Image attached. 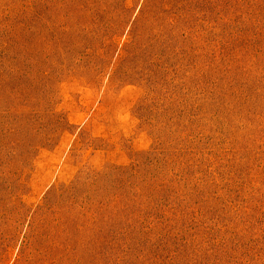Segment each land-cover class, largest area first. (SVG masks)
<instances>
[{"label":"rangeland","instance_id":"374dc122","mask_svg":"<svg viewBox=\"0 0 264 264\" xmlns=\"http://www.w3.org/2000/svg\"><path fill=\"white\" fill-rule=\"evenodd\" d=\"M0 264H264V0H0Z\"/></svg>","mask_w":264,"mask_h":264}]
</instances>
